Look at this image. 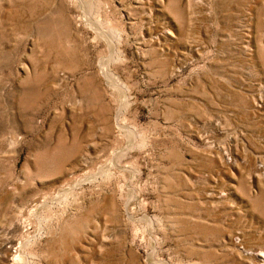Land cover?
<instances>
[{
  "label": "rangeland",
  "instance_id": "1",
  "mask_svg": "<svg viewBox=\"0 0 264 264\" xmlns=\"http://www.w3.org/2000/svg\"><path fill=\"white\" fill-rule=\"evenodd\" d=\"M0 264H264V0H0Z\"/></svg>",
  "mask_w": 264,
  "mask_h": 264
},
{
  "label": "bare ground",
  "instance_id": "2",
  "mask_svg": "<svg viewBox=\"0 0 264 264\" xmlns=\"http://www.w3.org/2000/svg\"><path fill=\"white\" fill-rule=\"evenodd\" d=\"M262 107V106H261Z\"/></svg>",
  "mask_w": 264,
  "mask_h": 264
}]
</instances>
